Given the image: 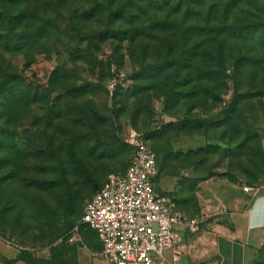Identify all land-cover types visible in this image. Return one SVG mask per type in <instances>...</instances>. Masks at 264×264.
Segmentation results:
<instances>
[{
    "label": "rangeland",
    "instance_id": "obj_1",
    "mask_svg": "<svg viewBox=\"0 0 264 264\" xmlns=\"http://www.w3.org/2000/svg\"><path fill=\"white\" fill-rule=\"evenodd\" d=\"M61 5L63 7L57 0H32L29 5L38 23L54 19L41 46L21 54L0 49V76L4 70L20 74L41 97L32 106H21L11 117L21 150L17 173L11 171L13 164L8 163L9 154L4 140L0 143V264H27L25 261L9 262L12 258L4 255L9 253L5 252L7 249L12 252L25 250L36 257H39L38 253H53L56 257L55 252H59L58 259L64 260V256L75 253L76 243L69 241L71 236L77 235L79 241V234L82 235L85 229L96 236L95 231L87 226H80L79 231L75 228L80 225L85 203L106 175L122 172L130 164L132 152L125 137L131 127L143 132L156 152L160 166L159 183L166 180L171 183L174 189L171 190L172 196L179 203L187 201L191 216L200 214L196 195L198 182L209 179L218 169L223 170L220 175L228 174L227 180H234L232 174L229 175V166L234 167V172L241 173L242 170L237 168L240 151L236 145L241 138H246L249 133L246 129H256L261 139L264 138L262 74L252 78L246 71L238 88L233 58L221 78L223 83L217 81L212 85L215 87L211 95L201 92L193 98H180L175 106H167V78L137 76L144 67L150 66L154 72L157 62L165 56V31L153 38L145 49L146 53L131 51L127 43L120 47L110 39L95 48L93 54L88 52L89 55L85 56L86 51L94 46L86 36L80 42L81 35L70 24L69 9H80L88 3L68 0ZM256 15L264 16V0H246L236 8L231 21L248 22ZM83 25L87 32L101 30L105 26L102 18H91ZM169 33L177 42V53L180 50L179 33L177 29ZM240 47L243 48L236 42L228 43L230 54L234 51L237 56ZM76 49L82 50L84 56H75ZM83 85H91V89L80 96L76 88ZM237 92L242 96L237 100L233 124H242L232 126L225 122V114ZM249 92L252 96L246 98ZM57 102L64 103V114L72 121L46 126L43 123L44 112L48 107L55 108ZM80 109L86 110L90 120L80 117ZM7 118L0 108V127L3 129L7 127ZM187 118L193 121L215 118L225 122L209 128L210 142L217 143V138L224 135L225 142L230 141L234 147L226 151L225 156H220L214 148L198 153V149L207 146V140L204 146L183 150L181 146L188 141L196 143L206 138L199 132L195 134L198 129L194 123L182 124L181 121ZM171 122L175 125L167 126ZM50 144L55 149L61 146L60 155L66 168L63 183H57L61 175L56 169L55 154L49 150L52 149ZM249 145L254 146L255 142L250 141ZM254 160L262 165L257 156ZM188 170L200 172L195 178H187L185 173ZM253 170L260 177L263 175L257 167L253 166ZM179 178L180 190V184H175ZM246 178L248 185L259 182L253 175ZM67 189L74 194L79 192L83 197L77 214L65 209ZM81 244L87 245L84 240ZM88 246L91 250V245ZM257 264H264V255Z\"/></svg>",
    "mask_w": 264,
    "mask_h": 264
},
{
    "label": "trees",
    "instance_id": "obj_2",
    "mask_svg": "<svg viewBox=\"0 0 264 264\" xmlns=\"http://www.w3.org/2000/svg\"><path fill=\"white\" fill-rule=\"evenodd\" d=\"M31 1L0 0V49L21 54L41 46L46 33L50 32L52 28L54 19H47V21L38 23L36 15L32 14L29 9ZM66 1L68 0H57V3L63 7L61 3ZM84 1L88 3L87 6L83 7L82 5L80 9L70 8L69 10L71 12L70 24L72 27L74 25L75 30L81 35L80 42L87 37L90 45L94 46L93 49L86 51L85 56L89 55L88 52L93 54L95 48L97 49L99 45L108 42L110 39L114 43L117 42L120 47L127 43L131 51L140 50L142 53H146L145 49L153 38L165 31V47L167 49L165 56L157 62L154 72L150 70V66L144 67L137 76L139 78L152 76L164 79L166 77L168 90L165 92V103L167 106H175L180 98H193L201 92H205L208 96L211 95L215 87L212 85L217 81L223 83L221 78L223 75L225 76L228 63L233 61V58L235 59L233 63L236 74L235 83H237L238 88L246 71L251 73L252 78L261 74L264 76V16L256 15L254 19L248 22L231 21V15L246 0ZM91 18H102L105 24L104 28L93 32L84 31L83 23ZM75 19L77 20L75 21ZM173 29H177L179 33L180 50L177 53H175L177 42L171 38L169 33ZM229 42H236L243 47L238 49L239 54L237 56V52L234 51H231L230 54ZM74 55L84 56L80 49H76ZM60 71L62 72V69ZM59 72H57V77ZM89 89H91V85H83L77 87L76 92L81 96L87 93ZM251 94L250 92L247 93L246 98L251 97ZM241 96L238 92L235 93L227 107L225 122L232 124V126L238 124V122L233 124V121L237 111V100ZM40 100L41 97H39L36 89L31 84H26L20 74L9 70L3 71L0 76V108L8 118L7 127L4 129L0 127V143L4 140L6 144V150L9 154L8 163L13 164L12 173H17L20 162L18 156L21 154V150L15 138L17 135L16 125L11 117L15 112L17 114V109L21 106L23 108L32 106ZM63 104L57 102L55 108L48 107L47 111L44 112L43 123L46 126L62 125L72 121L64 114ZM79 115L90 120L85 109H80ZM181 122L183 125L194 123L196 129L199 130L194 131L195 134L199 132L208 140L207 146L198 149V153L208 152L210 148H214L220 156H225L227 154L225 152L234 147L230 141L225 142L224 135L217 138V143L210 142L209 128L220 126L225 122L215 118H204L198 121L187 118ZM240 124L242 123L238 125ZM174 125L173 122L167 124L170 127ZM201 130L202 132H200ZM246 131H249L246 138H241L237 145L234 144L240 151L237 168L243 171L241 173H245V179L248 176H256L255 179H258L259 182H250L249 185H257L264 181V148L258 130L247 128ZM250 141H254L255 145L250 146ZM111 145H113L112 141ZM50 146L52 149L49 150L55 154L54 157L57 160L56 169L61 175L57 183H63L66 168L60 155L61 146H57L58 149H55L52 144ZM255 156L261 160L262 165L254 160ZM253 166L257 167L258 171L263 174L261 177L257 172L254 173ZM229 168L228 172L231 175L230 171H235V169L232 166ZM224 175L228 176V174ZM159 177L160 172L156 178L157 181ZM232 178L236 179L233 175ZM170 194L172 195L171 192ZM65 195V209L73 214L79 213V206L83 197L79 196V192L74 194L70 189L65 191ZM81 226L86 227V225ZM96 236L98 237L97 234ZM55 253L59 254V252ZM57 254L55 257L52 253L51 258L45 259L36 257V255L33 256L25 250H20L17 257L9 259V262L58 264L61 261H59Z\"/></svg>",
    "mask_w": 264,
    "mask_h": 264
},
{
    "label": "built area",
    "instance_id": "obj_3",
    "mask_svg": "<svg viewBox=\"0 0 264 264\" xmlns=\"http://www.w3.org/2000/svg\"><path fill=\"white\" fill-rule=\"evenodd\" d=\"M125 142L132 149L129 166L107 174L85 203L75 231L81 225L94 230L102 243L100 257L109 264H176L182 246L177 228L198 233L205 216H190L157 186V155L143 132L129 128ZM260 188L244 190L256 194Z\"/></svg>",
    "mask_w": 264,
    "mask_h": 264
},
{
    "label": "crops",
    "instance_id": "obj_4",
    "mask_svg": "<svg viewBox=\"0 0 264 264\" xmlns=\"http://www.w3.org/2000/svg\"><path fill=\"white\" fill-rule=\"evenodd\" d=\"M190 142L193 141H188L181 148L184 150L204 146L207 139ZM262 144L264 148V138ZM222 171L218 169L209 179L198 182L196 195L200 214L196 216L204 215L205 222L198 233L177 228L182 246L176 264H257L264 255V181L257 185H248L243 173L231 170L230 173L236 179L227 180L226 175L219 174ZM199 172L188 170L185 176L195 178ZM180 182L181 178L175 184ZM157 186L169 193L174 190L168 180L162 183L157 181ZM245 186L263 188L253 194L246 192ZM180 189L181 184L178 190ZM178 206L192 215L186 200L178 202ZM81 234L79 241L77 235L76 240L70 241L76 243L75 253L68 254L69 257L64 256V260L59 257L61 262L58 264H109L100 257L102 243L99 238L91 235L88 229L82 230ZM83 240L87 245L81 244ZM88 245H91V250ZM5 252L9 253L4 255L14 259L20 250L12 252L7 249ZM51 255L52 253H38L39 257L45 259L51 258Z\"/></svg>",
    "mask_w": 264,
    "mask_h": 264
}]
</instances>
